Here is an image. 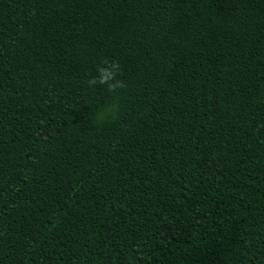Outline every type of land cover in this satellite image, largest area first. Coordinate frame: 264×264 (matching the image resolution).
Here are the masks:
<instances>
[{
  "label": "trees",
  "instance_id": "obj_1",
  "mask_svg": "<svg viewBox=\"0 0 264 264\" xmlns=\"http://www.w3.org/2000/svg\"><path fill=\"white\" fill-rule=\"evenodd\" d=\"M0 264H264V0H0Z\"/></svg>",
  "mask_w": 264,
  "mask_h": 264
},
{
  "label": "clouds",
  "instance_id": "obj_2",
  "mask_svg": "<svg viewBox=\"0 0 264 264\" xmlns=\"http://www.w3.org/2000/svg\"><path fill=\"white\" fill-rule=\"evenodd\" d=\"M121 68L118 62L104 60L102 65L97 68V74L87 81L90 88L103 85L107 90L116 92L125 87L124 81L117 78Z\"/></svg>",
  "mask_w": 264,
  "mask_h": 264
}]
</instances>
